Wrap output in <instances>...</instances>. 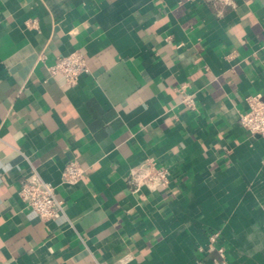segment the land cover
<instances>
[{
  "label": "crops",
  "instance_id": "obj_1",
  "mask_svg": "<svg viewBox=\"0 0 264 264\" xmlns=\"http://www.w3.org/2000/svg\"><path fill=\"white\" fill-rule=\"evenodd\" d=\"M75 50L89 70L69 86L48 66ZM254 94L264 0H0V264H264V136L240 124ZM150 156L170 185L133 192ZM34 171L60 216L19 195Z\"/></svg>",
  "mask_w": 264,
  "mask_h": 264
},
{
  "label": "built area",
  "instance_id": "obj_2",
  "mask_svg": "<svg viewBox=\"0 0 264 264\" xmlns=\"http://www.w3.org/2000/svg\"><path fill=\"white\" fill-rule=\"evenodd\" d=\"M223 6L232 4V0H221ZM221 10L218 14L220 15ZM89 70L88 61L83 52L75 50L66 55H58L53 64L48 66L50 74H62L66 83L71 86L78 82L81 74ZM181 101L189 108L196 109V100L193 93L185 86L179 88ZM248 107L240 113V124L252 133L264 136V100L261 94L247 97ZM84 168L76 160L68 162L62 173L64 183L76 184L82 179ZM128 182L133 192L142 188L156 190L159 187H168L171 182V174L168 168L159 164L155 157H147L130 170ZM19 195L24 202L43 219H53L64 213L66 201L59 198L56 185L32 172L22 182ZM219 232H211L209 241L211 246H216L221 256L224 255V247L217 246ZM202 249V248H201Z\"/></svg>",
  "mask_w": 264,
  "mask_h": 264
}]
</instances>
